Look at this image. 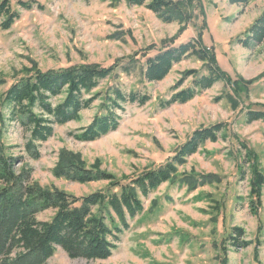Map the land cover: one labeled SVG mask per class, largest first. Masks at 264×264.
<instances>
[{"label": "rangeland", "instance_id": "374dc122", "mask_svg": "<svg viewBox=\"0 0 264 264\" xmlns=\"http://www.w3.org/2000/svg\"><path fill=\"white\" fill-rule=\"evenodd\" d=\"M183 1L187 17L166 23L147 5H129L126 0H35L31 9L13 0L20 17L10 29L0 28V72L9 77L33 68L109 66L147 48L154 55L152 48L164 41L178 38L180 44L203 31L204 44L212 47L221 70L242 82L252 81L242 89L223 73L221 80L190 101L166 108L159 100L171 99L173 85L186 71L206 73V61L187 57L161 81L142 82L134 73L105 81L98 91L109 83L120 84L127 91L140 87L152 99L144 105H127L117 130L94 141L75 139L70 133L87 126L99 112L102 100L98 99L80 120L55 126L54 135L39 147L40 158L25 152L23 127L8 124L3 139L25 159L17 168L31 166L33 179L41 186L77 196L106 189L110 182L80 183L55 176L63 150L77 155L88 168L121 178L164 163L195 130L222 125L218 140L206 141L178 169V174H193L203 184L191 187L167 181L142 197L143 211L128 217L130 227L120 233L109 258H71L59 247L47 264H224V257L227 264H264V182L257 212L252 191L253 167L264 175V120L249 123L247 117L249 110L264 111V41L249 47L240 42L264 10V0L248 5L229 0ZM192 81L190 76L181 88ZM11 83L9 78L0 85V102ZM53 212L39 217L49 219ZM236 226L244 228L248 246L230 244L229 234Z\"/></svg>", "mask_w": 264, "mask_h": 264}, {"label": "trees", "instance_id": "16d2710c", "mask_svg": "<svg viewBox=\"0 0 264 264\" xmlns=\"http://www.w3.org/2000/svg\"><path fill=\"white\" fill-rule=\"evenodd\" d=\"M16 1L18 6L27 9H31L35 2ZM229 1L248 5L252 0ZM126 2L129 5H147L166 23L187 17V5L183 0ZM19 17L20 12L15 9L13 0H0V28L10 29ZM203 35V31H199L197 37L180 44H176L178 38L164 41L159 47L152 48L156 51L154 55L149 54L151 49L147 48L119 58L109 66L84 63L50 71L33 68L11 77L0 72V85L12 78L0 102V264H47L59 247L71 258L107 259L117 247L120 233L129 229L128 217L133 218L143 211L142 197H148L167 181L178 180L180 185L186 183L191 187L203 184L198 183L199 178L193 174H178V169L206 141H217L222 125L195 130L164 163L121 178L107 171L88 168L77 155L63 150L53 170L55 176L80 183L110 182L106 189L83 196L56 187H43L35 182L33 168L28 165L17 168L25 159L16 154V146L8 145L3 139L8 124L19 123L27 134L25 152L33 158H40L39 147L54 135L56 125L80 120L82 112L101 99L99 112L92 121L70 133L79 141L99 139L119 128L127 105H144L152 99V95L140 87H131L127 91L120 84L109 83L104 91H98L103 82L131 73L139 74L142 82L161 81L174 65L196 56L207 62V72L186 71L183 73L185 76L173 85L175 93L171 99L161 98L159 104L166 108L174 103L190 101L204 89L211 88L225 73L218 65L212 47L204 44ZM245 35L246 38L240 42L247 47L264 41V10ZM190 76L193 77L192 85L181 88ZM226 76L242 89H247L245 86L252 82L245 80L243 83L242 79ZM247 117L249 123L264 120V111L249 110ZM253 175L252 191L256 205L253 208L257 212L264 175L256 166L253 167ZM48 210H53V215L49 219H40L39 215ZM244 236L243 227H234L229 234L230 244L248 246L250 240ZM222 262L227 264L226 257Z\"/></svg>", "mask_w": 264, "mask_h": 264}]
</instances>
